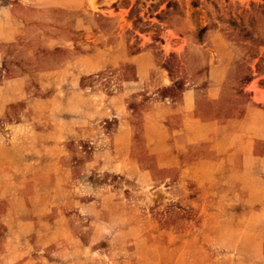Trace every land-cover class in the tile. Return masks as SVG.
I'll return each mask as SVG.
<instances>
[{
  "label": "rangeland",
  "instance_id": "374dc122",
  "mask_svg": "<svg viewBox=\"0 0 264 264\" xmlns=\"http://www.w3.org/2000/svg\"><path fill=\"white\" fill-rule=\"evenodd\" d=\"M259 87L264 0H0V264H264Z\"/></svg>",
  "mask_w": 264,
  "mask_h": 264
},
{
  "label": "crops",
  "instance_id": "0c3cea01",
  "mask_svg": "<svg viewBox=\"0 0 264 264\" xmlns=\"http://www.w3.org/2000/svg\"><path fill=\"white\" fill-rule=\"evenodd\" d=\"M250 90V89H249ZM259 91H249V96L252 102L264 104V88L259 87ZM256 97V98H255Z\"/></svg>",
  "mask_w": 264,
  "mask_h": 264
},
{
  "label": "bare ground",
  "instance_id": "6f19581e",
  "mask_svg": "<svg viewBox=\"0 0 264 264\" xmlns=\"http://www.w3.org/2000/svg\"><path fill=\"white\" fill-rule=\"evenodd\" d=\"M256 98V97H255Z\"/></svg>",
  "mask_w": 264,
  "mask_h": 264
}]
</instances>
